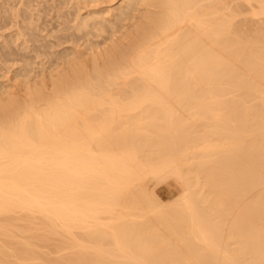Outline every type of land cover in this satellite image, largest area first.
Wrapping results in <instances>:
<instances>
[{"label":"bare ground","instance_id":"6f19581e","mask_svg":"<svg viewBox=\"0 0 264 264\" xmlns=\"http://www.w3.org/2000/svg\"><path fill=\"white\" fill-rule=\"evenodd\" d=\"M0 264H264V0H0Z\"/></svg>","mask_w":264,"mask_h":264},{"label":"rangeland","instance_id":"374dc122","mask_svg":"<svg viewBox=\"0 0 264 264\" xmlns=\"http://www.w3.org/2000/svg\"><path fill=\"white\" fill-rule=\"evenodd\" d=\"M251 9L248 7L247 10H245L246 12L242 13L239 17H238V20L240 21L241 19H243L244 17H247V18H250L251 17ZM42 35V34H41ZM17 68V66H15ZM14 67V68H15ZM13 69V68H12ZM166 180V179H165ZM165 180H161V182H158L160 184H156V181H153L151 182L150 181V186H148V188H150L149 190L152 192V187H153V190L155 191V194L154 191H153V195L157 196V198L163 203L165 204V206L171 204L172 202H174L178 195L180 194H183L185 191V187L180 183L178 182L175 178H169L167 179L166 181ZM146 183L149 184V182L147 181ZM154 183V184H153ZM158 185V186H157ZM159 196V197H158ZM177 196V197H175ZM181 196V195H180ZM179 196V197H180ZM171 199V200H170ZM167 203V204H166ZM77 235H79V237H81L83 235V233H77ZM56 253H51V256L52 258L54 256H60L59 254H56ZM60 254L64 255L66 254L65 252H60ZM57 256V257H58ZM53 259H56L55 257Z\"/></svg>","mask_w":264,"mask_h":264}]
</instances>
